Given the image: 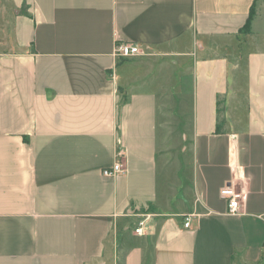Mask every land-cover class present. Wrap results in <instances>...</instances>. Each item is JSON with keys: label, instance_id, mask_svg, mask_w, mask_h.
<instances>
[{"label": "crops", "instance_id": "crops-1", "mask_svg": "<svg viewBox=\"0 0 264 264\" xmlns=\"http://www.w3.org/2000/svg\"><path fill=\"white\" fill-rule=\"evenodd\" d=\"M262 1L0 0V264H264Z\"/></svg>", "mask_w": 264, "mask_h": 264}, {"label": "built area", "instance_id": "built-area-1", "mask_svg": "<svg viewBox=\"0 0 264 264\" xmlns=\"http://www.w3.org/2000/svg\"><path fill=\"white\" fill-rule=\"evenodd\" d=\"M140 50V46L137 43L121 42L116 47V54L121 58H130L139 54L141 52ZM122 156L123 154L120 152L113 167L110 169H105L103 173L108 176L118 173H125L126 167L122 162ZM220 194L223 198L228 200V211L232 214L239 213L242 200L244 199V193L241 190L235 188L233 185H226L221 188ZM192 217H194V214H190L186 217V222L184 224L186 228L192 227ZM143 225L144 220L138 222V226L135 228L136 234L143 233Z\"/></svg>", "mask_w": 264, "mask_h": 264}, {"label": "trees", "instance_id": "trees-1", "mask_svg": "<svg viewBox=\"0 0 264 264\" xmlns=\"http://www.w3.org/2000/svg\"><path fill=\"white\" fill-rule=\"evenodd\" d=\"M256 13H257L256 12V6L254 4V6H252V8H251L249 18H248V20H247V22H246V24L244 26V31L243 32L245 34L250 33V24H251L252 19L254 17H256ZM218 114H219V120H218V124H217V131L218 132H222V130L224 128V125H225V122H226V118H225V116H223L221 108L219 109Z\"/></svg>", "mask_w": 264, "mask_h": 264}, {"label": "rangeland", "instance_id": "rangeland-1", "mask_svg": "<svg viewBox=\"0 0 264 264\" xmlns=\"http://www.w3.org/2000/svg\"><path fill=\"white\" fill-rule=\"evenodd\" d=\"M260 2L262 3L263 1L260 0ZM256 9H257V8H256ZM188 106H189V104H188ZM188 115H189V114H188ZM182 121H185L184 117L182 118ZM186 122H187V125H188V122H189V118H188V116H187Z\"/></svg>", "mask_w": 264, "mask_h": 264}]
</instances>
